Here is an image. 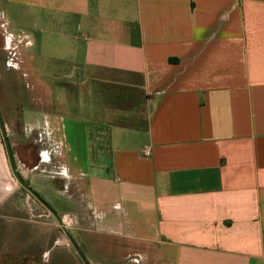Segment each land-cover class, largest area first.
Returning a JSON list of instances; mask_svg holds the SVG:
<instances>
[{"label": "crops", "instance_id": "0c3cea01", "mask_svg": "<svg viewBox=\"0 0 264 264\" xmlns=\"http://www.w3.org/2000/svg\"><path fill=\"white\" fill-rule=\"evenodd\" d=\"M3 109L87 188L88 264H264V0H0Z\"/></svg>", "mask_w": 264, "mask_h": 264}, {"label": "rangeland", "instance_id": "374dc122", "mask_svg": "<svg viewBox=\"0 0 264 264\" xmlns=\"http://www.w3.org/2000/svg\"><path fill=\"white\" fill-rule=\"evenodd\" d=\"M56 70L61 71L62 68L58 66ZM58 85V83L54 84V86ZM44 100L36 99L35 103L31 101L32 105L28 101L22 103L23 106L30 104V108L33 110L29 111L38 113L42 112L43 102H46ZM70 101L72 108L68 109L67 113H63L62 109L53 111L57 113L55 115H65L66 124L67 120L72 119L68 116L75 117L77 115L75 101L74 99ZM7 110L3 109L5 116L2 117L21 177L32 186L35 192L42 195L74 238L76 233L84 231L83 227L88 223L85 219H90L92 213L89 209L90 197L88 198L87 188L82 186L79 181L72 178L66 179L69 175L66 174L65 165L61 162L64 157L62 148L57 140H51L50 134L52 133L47 132L49 129L44 125L42 116H35V118L24 122L22 117L12 116L9 112V114L7 113ZM23 119L26 120V117ZM27 122L30 124L29 127L24 125ZM65 133L71 142L75 136V129H67ZM72 146L74 147V144ZM70 151L74 152L72 148ZM47 158L50 162L45 161L44 163V159ZM0 159L4 164V171L2 170L1 173L4 177L5 195L15 189L12 192L13 204L9 201L0 206V264H47L50 253L40 256L38 253L39 244L44 242L45 245L43 243L42 245L46 247L48 240L55 247L70 246L73 251L72 245L58 221L18 183L10 168L11 174H9V161L1 134ZM7 197L9 196H3L4 201ZM15 201L17 202L15 203ZM56 255L55 252L52 258L54 259ZM70 263L76 264L71 260ZM51 264H67V262L57 256Z\"/></svg>", "mask_w": 264, "mask_h": 264}, {"label": "water", "instance_id": "95a60500", "mask_svg": "<svg viewBox=\"0 0 264 264\" xmlns=\"http://www.w3.org/2000/svg\"><path fill=\"white\" fill-rule=\"evenodd\" d=\"M0 133H1V136L3 139V143L5 146L6 154H7L8 160H9V164H10L12 173H13L14 177L16 178V180L18 181V183L26 191H28L31 195H33L40 203H42V205L53 215V217L58 221L59 225L62 227L64 233L66 234V236L68 238V240L70 241V243L72 244V246L74 247V249L76 250L78 255L80 256V258L82 259L83 263L88 264L86 262L84 256L82 255L81 251L78 249L77 245L75 244L74 240L72 239V237L70 236V234L68 233L66 228L63 226V221L60 219V217L57 215V213L30 186H28V184L23 180V178L19 174L17 167H16V162L14 159L12 147H11V144H10V141L8 138V134H7L1 113H0Z\"/></svg>", "mask_w": 264, "mask_h": 264}, {"label": "flooded vegetation", "instance_id": "af4514ba", "mask_svg": "<svg viewBox=\"0 0 264 264\" xmlns=\"http://www.w3.org/2000/svg\"><path fill=\"white\" fill-rule=\"evenodd\" d=\"M1 113V112H0ZM2 116V115H1ZM2 119H3V117H2ZM4 121V120H3ZM4 124H5V122H4ZM6 128V127H5ZM6 131H7V129H6ZM1 134V133H0ZM2 137V136H1ZM10 141V140H9ZM11 144V143H10ZM17 167V166H16ZM17 170H18V168H17ZM19 172V171H18ZM20 174V173H19ZM24 180V179H23ZM25 181V180H24ZM29 186V185H28ZM38 194V193H37ZM39 195V194H38ZM41 206H43L42 205V203H40L33 195H31ZM43 200H44V198L41 196V195H39ZM45 201V200H44ZM46 202V201H45ZM47 203V202H46ZM48 204V203H47ZM49 205V204H48ZM50 206V205H49ZM44 207V206H43ZM45 208V207H44ZM46 209V208H45Z\"/></svg>", "mask_w": 264, "mask_h": 264}, {"label": "built area", "instance_id": "2783aa9c", "mask_svg": "<svg viewBox=\"0 0 264 264\" xmlns=\"http://www.w3.org/2000/svg\"><path fill=\"white\" fill-rule=\"evenodd\" d=\"M144 154H145V155H147V154H148V152H145Z\"/></svg>", "mask_w": 264, "mask_h": 264}]
</instances>
